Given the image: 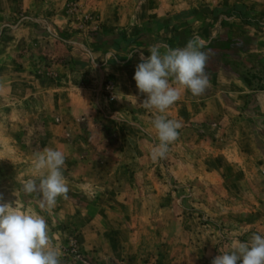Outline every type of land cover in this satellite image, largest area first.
<instances>
[{
  "label": "rangeland",
  "instance_id": "obj_1",
  "mask_svg": "<svg viewBox=\"0 0 264 264\" xmlns=\"http://www.w3.org/2000/svg\"><path fill=\"white\" fill-rule=\"evenodd\" d=\"M140 1L141 6L136 4L138 0L130 1L125 7L129 17L121 16L116 23L119 30L114 31L113 24L84 14L79 0H67V17L78 30L69 37L56 29L52 37L40 36L50 28L45 21L26 16L19 6L5 13L10 7L0 1V71L23 69L34 79L51 83L57 78L56 66L67 65L86 76L94 65H104V54L108 65L135 63L136 68L140 52L147 56L151 45L183 47L199 35L207 42L204 50L211 49L210 59L228 70H208L230 79L224 83L225 79L215 78L214 95L221 91L220 95L228 99L241 93L233 83L241 82L234 72L256 77L253 88L257 92L246 88L239 118L251 128L256 143L264 147V0ZM33 22L37 23V33L29 48L8 53L16 30ZM215 42L222 46L213 48ZM25 57L29 63L21 64ZM94 81H78L83 88L78 93L93 88ZM14 89L11 95L0 94V196L4 202L44 217L52 240L62 252V264H211L220 252L230 251L235 240L246 242L253 233L264 235L254 218L255 205L247 189L240 191L242 195L239 191L232 194L236 183L224 180L228 170L209 163L217 147L231 141L226 128L232 125L228 124L237 123L233 118L222 120L218 102L210 107L211 120L199 112L181 118L180 113L168 109L164 115L181 124L179 139L169 146L164 159L153 161L150 152L158 143L151 125L155 112L144 109L141 98L119 99L115 75L108 76L99 90L103 102L98 106L104 115L101 110L91 114L80 107L72 106L71 110L69 101L64 105L67 116L58 110L45 114L48 105L57 109L56 97L48 105L32 97L15 101ZM186 96L180 95L179 100L188 105L190 95L188 99ZM62 122L68 126L62 136L46 132V126ZM128 142L134 145L136 156L147 158L144 163L129 165L132 182L121 194L103 195L95 186L86 188V166L68 163L71 157L78 162L88 157L94 162L102 157L121 159L126 156ZM46 147L64 151L63 172L69 187L68 199L58 198L51 209H41L35 194L19 191L22 182L31 178L34 154ZM191 158L200 162L198 169ZM191 166L199 176L197 182L180 181L178 170L188 173ZM218 167L223 178L214 184L209 174L218 172ZM118 172L122 176L124 167Z\"/></svg>",
  "mask_w": 264,
  "mask_h": 264
},
{
  "label": "crops",
  "instance_id": "obj_2",
  "mask_svg": "<svg viewBox=\"0 0 264 264\" xmlns=\"http://www.w3.org/2000/svg\"><path fill=\"white\" fill-rule=\"evenodd\" d=\"M0 1L4 7H10L8 8L9 10L4 11L5 13H11L17 8V6H19L20 12L25 13L26 16L29 15L36 20L45 21L50 28L46 29L42 34H39L40 36L47 35L52 37L51 32L53 29L60 31V33L66 37L78 33L76 25L69 20L66 14L67 0ZM130 1L131 0H79L80 4L83 6L84 14L89 13L94 19L107 25L113 24L114 31L119 30L117 29V26L120 27V24L116 23L117 21L120 22L121 16L122 19H127L129 17L126 13L127 9H125V7L131 3ZM136 4L141 6L142 2L138 0ZM36 25L37 23L33 22L29 26H21L18 28L15 32V34H17L14 39L15 42L10 40L11 46L13 47L9 46L7 52L14 54L27 50L29 44L32 42L30 40L34 39L35 34L37 33L35 31ZM19 38H21V41H18ZM105 57V54L102 55L104 65H94L90 73L86 76H84L79 69H74L67 65L56 66L57 78L55 82L51 83L45 79L40 81L36 80L32 77L30 72H25L26 70L23 69L18 72H10L6 70L4 72L0 71V82H3L2 85H4L0 86V94H3L4 96H7V94L11 95V90L15 87L14 97H12V100L15 101L32 97L44 101L48 105L50 100H52L53 97H56L59 101L57 109L50 108L48 105L44 108L46 110L45 114H52L55 113V110H58V114L67 116L69 111L66 109L67 105L66 107L64 105L68 101V107H71V110L72 106L80 107L81 111L84 113L91 114L96 110H101L98 103L101 104L103 102L99 95V90L103 81L108 76L115 75L119 99L125 98L132 101L136 99L134 97H137V99H145V95L138 92L135 81L133 80L135 63L132 65H108ZM1 58L3 57H0V59ZM108 58L109 57H107V59ZM28 61L29 57H25L21 61V64L29 63ZM18 67H20V65ZM207 74H209L208 78L210 86L203 95L194 97L189 91L181 89L180 95H190L189 104L187 103L188 105H186V103H182L184 102L183 100L178 99L171 108L175 113H180L181 118L193 117L195 112H199L204 119L211 120L210 107L214 101H216L220 105V114L223 121L229 122V118L231 120L237 119V123H233L235 126H233V124H228L232 126L226 128L228 134L231 135V141L217 147L219 149L214 153L213 157L210 158L209 163H214L219 166L223 165L225 166L224 168L228 170L229 174L224 176V180L230 181L231 184L236 183L232 188L230 187L233 191L232 194L239 191L240 195H242L243 192L240 191H242V189H247L248 195L253 197L255 205L254 218L259 221V228L261 232L264 233V147H261L256 143L251 128L245 124V121L242 118H239V116L242 115L241 107L246 100V87L241 82L234 81L233 83L241 92L238 96L229 95L230 97L227 99L223 95H220V93H222L221 91L218 92V95H214L213 81L215 78L225 79L224 83L230 81V79L225 78L226 75L218 71H212ZM93 79H95V81L91 83L94 86L93 88L89 86L87 90H83L84 93H78L83 89L77 84L78 81ZM124 90L125 93L122 92ZM78 111L79 110L76 112L78 113ZM262 112H264V107H262ZM101 113V115H104L103 111ZM67 127L68 126L65 123L58 126L48 125L46 126V132L49 135L62 136L63 133L67 132ZM179 146L182 149L184 148L183 145L181 146L179 144ZM125 150L126 156L121 159L115 157L114 159L106 160L102 157V159H98V161L94 162L88 157V159L78 162L71 157L68 163L72 165L78 163L77 166L81 164L86 166V188L91 189V187L95 186V188L101 189L103 195H107V192H109L111 196L113 194L118 195L122 193L123 189L130 188L132 180L131 174L128 173V169L130 168L129 165H133L140 161L144 163L147 158L146 156H136L134 145L132 143H126ZM191 162H194L198 169L200 162L193 160V158H191ZM122 167H124L125 173L122 172L123 175L120 176L121 174L118 170L120 171ZM218 169V172L214 171L209 174V178L214 184H219V180L223 178V175H221L220 172L221 168L218 167ZM190 171L191 172L186 173L185 169L180 168L177 173V178H179L180 181L189 180L197 182L199 176L198 174L196 176V172H193V166L190 167ZM122 177H124V180L126 181L125 183L121 179Z\"/></svg>",
  "mask_w": 264,
  "mask_h": 264
},
{
  "label": "clouds",
  "instance_id": "obj_3",
  "mask_svg": "<svg viewBox=\"0 0 264 264\" xmlns=\"http://www.w3.org/2000/svg\"><path fill=\"white\" fill-rule=\"evenodd\" d=\"M194 35L183 47L151 45L148 55L140 52L133 80L145 95L140 105L155 115L151 125L156 139L150 152L153 161L164 159L169 146L179 139L181 124L164 113L180 98V90L192 96L203 95L210 86L205 69L211 49ZM132 54L128 56L131 59ZM137 99V97H134ZM64 151L44 148L33 156L32 174L19 191L35 194L41 209H51L58 198L68 199V180L64 175ZM62 252L50 236L43 216L24 211L0 196V264H62ZM264 264V235L253 233L246 242L235 240L230 251L220 252L211 264Z\"/></svg>",
  "mask_w": 264,
  "mask_h": 264
},
{
  "label": "trees",
  "instance_id": "obj_4",
  "mask_svg": "<svg viewBox=\"0 0 264 264\" xmlns=\"http://www.w3.org/2000/svg\"><path fill=\"white\" fill-rule=\"evenodd\" d=\"M222 46V43L220 42H215L214 45L212 46L213 48H215L216 46ZM224 68V70L227 72V68L220 66V63L214 59H209L207 67L205 69L206 73H208L209 69H214V68ZM243 84L244 86L251 92V93H255L257 92V89L253 88V81L256 80V77L252 75V77H248L246 75H242L239 72H234L233 73ZM263 91V90H260Z\"/></svg>",
  "mask_w": 264,
  "mask_h": 264
}]
</instances>
